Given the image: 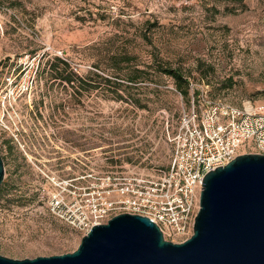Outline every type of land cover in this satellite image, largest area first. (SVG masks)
I'll list each match as a JSON object with an SVG mask.
<instances>
[{
	"label": "rangeland",
	"instance_id": "rangeland-1",
	"mask_svg": "<svg viewBox=\"0 0 264 264\" xmlns=\"http://www.w3.org/2000/svg\"><path fill=\"white\" fill-rule=\"evenodd\" d=\"M0 4L1 256L75 252L85 236L52 212V196L79 189L86 199L109 178L168 170L192 96L264 103V0ZM162 66L183 70L188 97ZM23 75L33 89L7 99V79Z\"/></svg>",
	"mask_w": 264,
	"mask_h": 264
},
{
	"label": "built area",
	"instance_id": "built-area-1",
	"mask_svg": "<svg viewBox=\"0 0 264 264\" xmlns=\"http://www.w3.org/2000/svg\"><path fill=\"white\" fill-rule=\"evenodd\" d=\"M34 83L30 76L9 77L7 99L17 101ZM170 141L173 152L168 170L157 176L114 178L121 181L115 185L109 178L110 184L102 189L89 188L86 199L79 189L74 194L65 189L52 196V212L84 236L116 216L140 215L157 224L167 241L185 242L194 232L207 174L230 164L242 149L264 154V103L246 102L237 108L222 99L194 95Z\"/></svg>",
	"mask_w": 264,
	"mask_h": 264
},
{
	"label": "water",
	"instance_id": "water-1",
	"mask_svg": "<svg viewBox=\"0 0 264 264\" xmlns=\"http://www.w3.org/2000/svg\"><path fill=\"white\" fill-rule=\"evenodd\" d=\"M0 155V188L5 180ZM0 264H264V154L238 156L205 177L191 238L167 241L147 217L95 226L70 254Z\"/></svg>",
	"mask_w": 264,
	"mask_h": 264
},
{
	"label": "trees",
	"instance_id": "trees-1",
	"mask_svg": "<svg viewBox=\"0 0 264 264\" xmlns=\"http://www.w3.org/2000/svg\"><path fill=\"white\" fill-rule=\"evenodd\" d=\"M215 2H218V3H222V2H225L226 0H214ZM243 1V0H241ZM0 7L4 8V6H2L0 4ZM229 8L227 7V11ZM65 65L67 66L68 64L65 63ZM52 68V66H51ZM55 69V67L53 68ZM161 72H163L164 74L172 77L175 81V84H176V88L177 90L184 96V97H188L189 94H190V86H191V81L190 79L185 75V73L183 72V70L181 68H176V69H173V68H165L164 66L161 67ZM64 80L71 84L74 82V78L72 75H67ZM129 82H132V83H135L137 81L136 78H129L128 79ZM4 186H5V183H3V185L1 186L0 188V193L3 192L4 190Z\"/></svg>",
	"mask_w": 264,
	"mask_h": 264
}]
</instances>
